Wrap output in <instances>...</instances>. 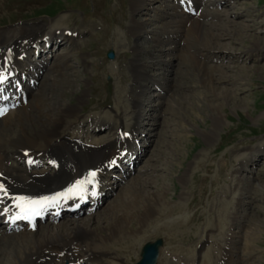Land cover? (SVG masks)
Instances as JSON below:
<instances>
[{"label":"rangeland","instance_id":"obj_1","mask_svg":"<svg viewBox=\"0 0 264 264\" xmlns=\"http://www.w3.org/2000/svg\"><path fill=\"white\" fill-rule=\"evenodd\" d=\"M200 3L203 16H197L195 32L177 24L186 38L180 36L174 52L162 53L150 33L162 28L160 18L151 8L132 12L130 0H0V30L43 26L44 33L56 26L80 32L76 42L51 48L55 58L47 60L49 69L35 88L45 114L59 115L60 107L46 109L55 103L77 106L60 131L64 139L79 138L74 129L83 128L98 144L108 141L113 129L92 134L87 121L104 116L123 131L136 122L135 138L147 144L129 175L119 181L113 176L116 183L109 185L113 190L100 207L52 222L90 218L87 225L100 237L110 234L118 217L141 213L147 195L165 190L170 213L158 220L161 228L155 232L152 221L147 232L135 231L139 240L122 259L112 254L116 264L135 263L143 244L157 238L163 244L156 264H222L228 256L223 236L229 231L240 236L231 262L264 264V0ZM133 17L148 29L136 38L129 33ZM135 44L139 51L133 50ZM110 51L113 58L107 56ZM134 59L141 69H132ZM208 77L214 79L210 84ZM140 90L136 109L134 92ZM244 161L246 170L239 166ZM126 198L134 200L132 206L124 204ZM171 220L177 222L174 227L162 226ZM124 224L130 234L138 228L133 218ZM48 225L36 229L37 237ZM6 247L0 243L4 257Z\"/></svg>","mask_w":264,"mask_h":264},{"label":"bare ground","instance_id":"obj_2","mask_svg":"<svg viewBox=\"0 0 264 264\" xmlns=\"http://www.w3.org/2000/svg\"><path fill=\"white\" fill-rule=\"evenodd\" d=\"M130 1L132 12L142 7H145L147 10L151 8L157 14L156 17L160 18L163 24L162 28H160V30L152 29L150 33L157 45L161 47L159 48L162 53L171 52L172 50L174 52V50L178 48V45H180V36L183 37L184 34H178L176 31L177 24L187 25L188 30L194 31L199 21L196 19L197 16L199 15L200 19L203 16L202 11H198L193 17L187 15L182 10L184 0ZM189 1L196 7L201 2V0ZM213 1L214 0H212V3ZM197 8H200V6ZM60 19L63 20V18ZM58 20L56 23H58ZM192 23L195 24L191 27L190 25ZM142 25L143 23H140L138 18L133 17L130 20L129 33L135 38L140 36L142 31L148 30ZM42 30L44 31L43 26L39 28H23L22 26H17L0 30V73H3L6 77L5 81L0 84L2 85L0 89L5 87V90L9 91L12 86L15 89L11 94V96L15 94V103L11 102L13 106L6 110L0 117V184H3L5 190L8 192L7 196L0 193V243L2 244L3 242V244L7 246L6 257H4L5 252L2 251L3 249L0 248V264H65L66 261L69 264H77L82 260L91 264H116V260L122 259V255L127 252V249L132 247V242L137 239L139 240L135 231L140 233L147 232L149 229V227L147 229V226L152 224V221L155 222V225H152L155 232L161 228V225L158 224V220L160 221V219L165 216L167 217L170 213V207L168 206L169 202H167L164 197L165 190L155 195H147L143 198L141 213L130 212L118 217L110 234L100 237L93 235L90 226L87 225V222L91 220L90 218H88V220L70 219L64 223L56 224L49 223V225L43 229L39 237H37L38 230H36V228L31 230L22 225L14 231L9 229L8 226L11 217L20 214L15 204L16 197H25L28 199L42 195L53 197L57 193L64 194L67 189L76 184L77 181L83 184L86 178H92L97 181V188L93 194L110 195L111 189L109 190L108 184H111L112 181L108 183H105V181L109 180L110 172L113 170L112 168L118 160L121 161L124 154H132L133 161L138 162L145 153L147 146L146 140H144L142 143L146 145L144 146L142 144V147L145 148H142V153L140 151L141 149L139 150V147H137L138 141H135V133L138 126H136V122L130 126L127 131H123L121 129L122 126L113 127L114 122L110 123L104 116L100 118L92 116L97 120H91L92 118L89 117L87 121L93 125L92 134L95 130H97V132H102L107 129H113V136H109L111 138L109 139L108 137V141H106L107 139L105 140L106 143L104 141L98 144L99 142H95V139H92V137L87 138V133L84 129L80 131L74 129L73 135L75 136L77 134L79 138H74V136L71 137L74 139L70 140L63 138L64 136H62L60 131L63 127L68 125L65 123V119L77 112V106L68 105L63 107V105L55 103V105L52 106L53 108H46L47 111L51 110L55 112L56 108L60 107L59 115L54 117L43 112L42 107L38 104L40 100L39 92H36L35 88L39 87L38 80L41 75L45 74V71L49 69L47 60L51 58L54 60L55 57L44 56L39 61L34 62L28 57V51L30 48L32 50H37L38 46H41V41H46V39H55L53 43L62 44V38L67 37V41L70 40L71 43H74L78 40L80 32L75 30L70 32L67 28L63 29L56 26L54 30H49L44 33H42ZM175 37L177 40H175ZM182 37L181 39H183ZM190 37H192V35ZM206 37L208 36H205V38ZM59 38L61 41L57 40ZM65 42L66 41H64V43ZM204 43V45H206V42ZM139 46L140 45L135 44L133 50L139 51ZM172 57H174V54ZM202 58H204V54L201 55L199 59ZM170 59L171 58H169V60ZM48 63L49 65L51 64L50 62ZM64 63L66 64V62ZM131 64L132 69H141L143 66L138 59H134V62ZM199 73L201 75L208 74L204 69H200ZM45 78L46 77H44V79ZM213 80L212 77H208L207 83L210 84ZM157 81L160 83L159 80ZM6 84H8V86ZM153 84L157 85L159 91L162 88L164 89V87L160 86L161 83L158 85L153 82ZM18 87H21V90L17 92L16 90ZM165 91L168 92L167 88ZM134 95L137 105L136 109H138L142 97L141 90L139 92H134ZM34 110H36L35 113ZM135 112L136 111H134V113ZM115 115L118 116V113H115ZM82 121L79 120L77 124L83 126ZM94 123L96 125H94ZM102 126L106 127L103 128ZM100 127L102 128L100 129ZM66 136L69 137V135ZM84 137L86 138L85 140H83ZM80 140L86 142L81 143ZM102 143L105 144L103 145ZM251 157L252 158L248 161H253L252 159H254V156ZM41 159H46L45 161L47 163L45 167L37 166L36 163ZM244 160L246 161V159ZM245 161L244 163H239L242 170H246L245 168L248 162L246 163ZM93 171L96 172L94 178L89 176V173ZM91 191V187H88L86 193L88 194ZM139 194L141 195V192L140 189L137 188L135 195L139 197ZM60 197L57 199H61ZM133 201V199L126 198L124 204L132 206ZM103 202H105V200L101 201L100 206ZM134 207H136V204H134ZM134 210L136 211V209ZM71 216H73V214ZM132 218L136 219L138 226L137 229L131 230L134 234H130L129 230H126L128 226L124 224L125 222L131 221ZM163 222L162 224L164 225L162 226L166 228L171 226L174 227V225L177 224L176 221L174 222L172 220ZM45 224L47 223H43L42 226ZM239 237L240 236L233 231H229L226 236H223L224 242H227L225 249L228 256L223 259L222 264H234L233 260L231 262V256ZM206 239L207 238H205V241H207ZM108 243L110 245H107ZM10 245H12V247ZM112 254L115 256L114 258L116 260L112 257ZM3 258L5 259L3 260Z\"/></svg>","mask_w":264,"mask_h":264},{"label":"snow or ice","instance_id":"obj_3","mask_svg":"<svg viewBox=\"0 0 264 264\" xmlns=\"http://www.w3.org/2000/svg\"><path fill=\"white\" fill-rule=\"evenodd\" d=\"M6 77L3 73H0V84H2L5 81ZM6 109H0V115H3ZM89 176L95 177L96 172H90ZM80 182L77 181V185H79ZM77 185H73L69 191H72L76 189ZM0 193H3L4 196L8 195V192L5 190L4 185L0 184ZM62 194L57 193L53 197H41L38 200H30L25 197H16L15 204L16 207L19 210V215L15 217H11V219H26L31 221L32 216L40 215L41 212L46 208L47 205L51 203H55L57 198L60 197ZM7 211V210H6Z\"/></svg>","mask_w":264,"mask_h":264},{"label":"water","instance_id":"obj_4","mask_svg":"<svg viewBox=\"0 0 264 264\" xmlns=\"http://www.w3.org/2000/svg\"><path fill=\"white\" fill-rule=\"evenodd\" d=\"M109 57H113V53H108ZM162 245V240L157 239L154 242H147L141 250V257L135 264H155L158 256V247Z\"/></svg>","mask_w":264,"mask_h":264}]
</instances>
